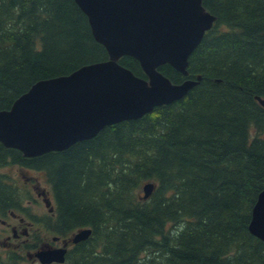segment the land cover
Here are the masks:
<instances>
[{"label": "trees", "instance_id": "1", "mask_svg": "<svg viewBox=\"0 0 264 264\" xmlns=\"http://www.w3.org/2000/svg\"><path fill=\"white\" fill-rule=\"evenodd\" d=\"M203 4L217 20L188 76L159 68L174 83L201 77L183 98L63 151L26 157L0 142V169L40 171L51 187L55 216L40 226L62 239L92 229L62 264H264V241L249 230L264 190V0ZM107 59L75 0H0V110L39 80ZM120 63L146 78L134 57ZM3 176L0 218L27 213L23 191ZM41 247L4 242L0 264H27Z\"/></svg>", "mask_w": 264, "mask_h": 264}, {"label": "water", "instance_id": "2", "mask_svg": "<svg viewBox=\"0 0 264 264\" xmlns=\"http://www.w3.org/2000/svg\"><path fill=\"white\" fill-rule=\"evenodd\" d=\"M75 2L108 59L39 80L10 109L0 110V142L26 157L66 150L106 126L139 119L157 106L180 100L201 79L173 83L159 67L169 64L188 75L190 55L217 19L203 0ZM124 56L137 59L146 78L122 65ZM257 99L264 107V99ZM143 189L148 199L155 184L146 183ZM249 230L264 241V190L253 207ZM91 233V228L81 229L71 240L78 243ZM66 253L65 247L49 248L36 256L42 264L63 263Z\"/></svg>", "mask_w": 264, "mask_h": 264}, {"label": "rangeland", "instance_id": "3", "mask_svg": "<svg viewBox=\"0 0 264 264\" xmlns=\"http://www.w3.org/2000/svg\"><path fill=\"white\" fill-rule=\"evenodd\" d=\"M1 174H4L6 177L3 176L6 180H10L13 182V185H16L18 189H21L23 192L22 197V203L24 206L29 208L27 210V213H23L20 210H15V213L20 214L21 216L26 217V221L28 222H35L34 227L41 230L43 233V237L46 238L45 241L47 242H53L54 234L47 231L43 226L39 225V220L42 218L45 214L49 212L48 207L46 206L45 202L43 201V198L41 196H38V191H35L32 187V183L36 186H38L39 190L45 189L50 191V195L53 198L51 187L49 183L44 178L43 174L40 171L33 170V169H23L19 166H7L0 169V176ZM22 181H18L17 179ZM31 180L33 182H31ZM141 194H143V191H141ZM10 214V213H9ZM31 215V216H30ZM34 217L36 221H34ZM7 221V223H5ZM19 220L13 218V214H10L8 217L0 218V244L4 243V239L10 235L13 237V232L11 229L12 225H18ZM24 225L23 227H25ZM21 231V230H20ZM24 238L22 237V240ZM13 239L11 241L10 246L15 247L16 245H19L22 241ZM2 241V242H1ZM44 241L39 242L42 244ZM49 248V247H48ZM27 264H40L37 259L30 260Z\"/></svg>", "mask_w": 264, "mask_h": 264}, {"label": "flooded vegetation", "instance_id": "4", "mask_svg": "<svg viewBox=\"0 0 264 264\" xmlns=\"http://www.w3.org/2000/svg\"><path fill=\"white\" fill-rule=\"evenodd\" d=\"M18 181L20 180V178L19 179H17ZM20 181H22V179L20 180ZM31 182H33L32 180H31ZM32 187H33V189L35 190V191H38V196H41L42 198H43V201H44V199H46V197H48L49 195H50V193H49V191H47V190H45V189H42V190H39V188H38V186H36V185H34L33 183H32ZM13 218L14 219H18L19 220V223H18V225H10L11 226V229H12V231L14 232V234H15V238L14 237H12V236H10V235H8L7 237H6V241H7V243H11V241H13V239H16V240H20V238H22V236H21V233H19V231L21 230V231H25V229H29V233L27 232V234L26 235H24L23 234V237H26V239L25 240H22L21 242H27V241H29L28 239H30V240H32V238L31 237H29L30 236V229H32L33 228V225H34V223H32V222H26V219L24 218V217H22V216H20V215H18V214H15L14 216H13ZM5 223H7V221H5ZM27 225V227H23L24 225ZM24 229V230H23ZM27 237H29V238H27ZM56 237H54V239H55ZM62 239H55V241H53V242H45L43 245H47V247H50V248H52V246L54 247V246H60V245H62ZM41 248H43V247H41ZM40 249V248H39Z\"/></svg>", "mask_w": 264, "mask_h": 264}, {"label": "bare ground", "instance_id": "5", "mask_svg": "<svg viewBox=\"0 0 264 264\" xmlns=\"http://www.w3.org/2000/svg\"><path fill=\"white\" fill-rule=\"evenodd\" d=\"M200 44H201V43H200ZM200 44H199V45H200ZM199 45H198V46H199ZM198 46H197V47H198ZM197 47H196V48H197ZM196 48H195V49H196ZM195 49H194V51H195ZM194 51H193V52H194ZM193 52H192V53H193ZM190 56H191V55H190ZM55 248H57V247H55ZM47 249H49V248H48V247H46V248H40L37 252H39L40 250H47Z\"/></svg>", "mask_w": 264, "mask_h": 264}]
</instances>
